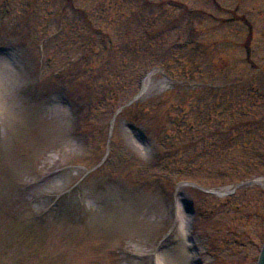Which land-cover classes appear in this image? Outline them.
<instances>
[{
    "label": "rangeland",
    "instance_id": "obj_1",
    "mask_svg": "<svg viewBox=\"0 0 264 264\" xmlns=\"http://www.w3.org/2000/svg\"><path fill=\"white\" fill-rule=\"evenodd\" d=\"M49 2L4 3L0 82L25 121H0V264H149L152 251L158 264H179L184 239L167 215L170 204L189 226L192 257L255 264L264 237V175L246 176L263 170L254 165V148L264 152V144L210 119L225 128L224 117L233 120L226 104L241 112L252 102L264 116V74L242 64V22L220 19L216 30L201 15L226 18L234 8L246 14L255 25L249 57L261 64L264 0H215L217 9L210 0ZM188 7L195 10L186 21ZM229 38L233 50L224 47ZM106 72L114 90L109 103L99 85ZM90 99L102 101L90 108ZM199 101L204 112L197 118ZM198 122L196 135L215 142L189 139ZM219 189L233 191L207 192Z\"/></svg>",
    "mask_w": 264,
    "mask_h": 264
},
{
    "label": "bare ground",
    "instance_id": "obj_2",
    "mask_svg": "<svg viewBox=\"0 0 264 264\" xmlns=\"http://www.w3.org/2000/svg\"><path fill=\"white\" fill-rule=\"evenodd\" d=\"M150 80V77H147L145 80H144V83H143V90L146 89L147 87V84ZM6 86V85H5ZM3 83L0 82V121L2 120V122L6 125L7 123V120L9 121L10 119L13 121L17 118L25 121V115L23 113H20V105L18 104L17 105V109L18 111H15V109H13L11 107V105L7 104V101L9 99L12 98V91L11 89H8L7 87H5ZM4 88V89H3ZM4 91V92H3ZM8 93V96H5V93ZM11 103V102H10ZM19 103H21V99H19ZM19 115V116H18ZM11 122V121H9ZM135 137V140L137 141V143L139 142L138 141V138L136 136ZM139 144V143H138ZM140 146V145H139ZM141 149H143L142 147H140ZM230 191H223V190H213L212 193L215 194V195H218V196H224V195H227ZM178 224L179 226L177 227V229L179 228L180 229V234L182 235V239H184L182 241V244H183V248H182V252H180L177 260H178V263L179 264H194V258H196L195 256L192 257L190 254H193V252L191 251V249H189V246L188 245V242H187V237H186V234L189 232V229H188V224L186 223L185 226H182L183 224L181 223V212L179 214V219H178ZM169 262H172V260L170 259ZM159 263H160V258H159Z\"/></svg>",
    "mask_w": 264,
    "mask_h": 264
},
{
    "label": "water",
    "instance_id": "obj_3",
    "mask_svg": "<svg viewBox=\"0 0 264 264\" xmlns=\"http://www.w3.org/2000/svg\"><path fill=\"white\" fill-rule=\"evenodd\" d=\"M260 264H264V251H263V254H262V258H261Z\"/></svg>",
    "mask_w": 264,
    "mask_h": 264
}]
</instances>
